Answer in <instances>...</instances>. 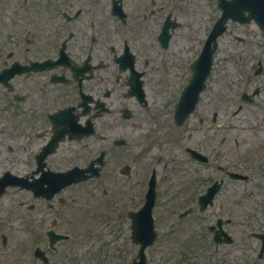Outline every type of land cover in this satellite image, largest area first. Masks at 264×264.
<instances>
[{
    "label": "flooded vegetation",
    "instance_id": "flooded-vegetation-1",
    "mask_svg": "<svg viewBox=\"0 0 264 264\" xmlns=\"http://www.w3.org/2000/svg\"><path fill=\"white\" fill-rule=\"evenodd\" d=\"M177 12L176 0H0V124L16 128L13 139L28 142L32 136L28 143L34 144L29 186L7 187L5 194L16 189L23 196L0 205V222L12 219L21 205L30 225H40L45 264H76L87 212L126 228L132 210L143 203L151 177L146 154L151 144L166 143L178 100L177 75H160L170 55L163 50L179 26ZM164 26L170 30L167 47L160 39ZM252 134L251 141L236 139L233 145L217 140L218 132L204 136L192 146L206 159L186 150V160L172 158L175 178L168 188L175 206L194 209L195 191L221 182L213 207L218 215L230 214L223 226L233 236L219 247L235 245V264H242L244 250L260 249L264 235V119L253 121ZM68 172L91 176L48 199L62 183L52 174ZM42 175L39 183L49 192L36 197L35 181ZM160 179L157 173V184ZM243 202L252 206L250 220L244 219ZM247 221L250 233L243 231ZM51 223L58 232L65 226L73 246L60 241L49 248ZM128 253L133 264L135 254Z\"/></svg>",
    "mask_w": 264,
    "mask_h": 264
},
{
    "label": "rangeland",
    "instance_id": "rangeland-1",
    "mask_svg": "<svg viewBox=\"0 0 264 264\" xmlns=\"http://www.w3.org/2000/svg\"><path fill=\"white\" fill-rule=\"evenodd\" d=\"M171 1L175 3V0ZM176 2L179 12H177L178 21L181 24L177 29L176 35L174 34L175 37L172 39L169 48L168 61L166 64L164 63L160 75H179V82L183 85L188 75H191L189 63L201 51L211 26L220 15V10L215 0H176ZM238 36L244 37V40H239ZM260 61L262 71L256 73ZM211 75L194 115L183 126L179 128L173 126L172 135L175 139L159 148L167 156L165 158L167 166L164 168L165 163H162L160 167L156 166L158 172L162 170L163 173L169 172L173 175L175 171L170 157L178 156L176 157L178 159L183 157L180 154L181 146L193 143L192 138L193 140H199L205 134H208L211 139L217 137L216 134L220 131L219 124L209 122L213 119L211 117L215 111L219 112L217 118L219 123L223 122L224 125L235 126L232 130H236L238 133L230 134L229 137L230 143L233 139L232 145L236 137H238V140L246 142L247 140L251 141L250 137L255 136L247 126L255 119L264 118V33H260L254 23L240 25L236 22H229L228 29L219 40V47L215 54ZM257 79L263 80L261 94L253 99L252 102H244L241 109L236 112L238 103L241 101V93L252 90ZM14 134V128L5 123L0 124V172L4 169L12 168L23 173L29 167L28 150L23 149L22 144L12 138ZM176 140H178L177 143H175ZM8 141L14 147L11 151L7 150ZM177 145L180 148H177ZM154 146L151 149L152 155L146 154L147 160H150L153 156L156 158V155L160 154L157 150L158 145ZM155 158L152 164H155ZM168 179L161 180V201L157 207L159 220L157 225L161 237L148 251L150 264H196L197 255L199 257L207 255L211 258L207 254L206 248H204L206 247L205 245L200 249L202 245L201 237L193 233L196 231L202 232V227L206 225L197 221V212L193 213L195 215L192 216V220L190 219L191 217H188L176 229H169V221L173 220L176 207L178 206L173 204V194L168 189L173 180L170 178L168 181ZM224 193V199L226 200L229 192L224 190ZM7 196L3 198L5 202L0 203V205H8L10 203ZM245 203L247 202H243L242 209L248 208L245 207ZM196 210L198 211V209ZM21 212V209H19L17 214H13L12 219L5 216L6 218L3 217V221L0 222V235L4 232L8 233L9 236L7 249L3 248L0 243V264H38L36 259L30 255V251L22 248L30 247L32 235L25 228L26 221ZM211 212L210 210L205 213L208 220L211 218ZM86 221L90 222L91 220ZM189 221V231L186 235H183V231L187 230H184L181 226L189 223ZM87 223L82 225L84 226V233L89 229H85ZM110 232L108 236H105V238L101 237V240H99L100 245L102 242L106 245L107 254L105 257H108L109 264H127V259L132 256L128 252L130 250L134 252V249H137V246L133 245L128 238V229L121 228L117 231L114 227ZM168 232L171 233L167 237ZM122 233H125V235H122ZM192 233L193 236L190 237ZM196 241L198 242V250H200L190 257V261H183L185 257L181 253L185 250V243L197 245ZM92 242L93 240H86L83 242L82 247L76 250L78 254L75 258L76 264H95L100 262L101 257L105 258L96 246H92ZM68 244L67 246H73V241L72 244L71 242ZM249 255L250 253L248 257ZM98 256L101 257L99 258ZM255 256L256 254L253 255L254 258Z\"/></svg>",
    "mask_w": 264,
    "mask_h": 264
},
{
    "label": "water",
    "instance_id": "water-1",
    "mask_svg": "<svg viewBox=\"0 0 264 264\" xmlns=\"http://www.w3.org/2000/svg\"><path fill=\"white\" fill-rule=\"evenodd\" d=\"M220 6L223 8V14L215 23L210 36L204 46V49L198 59L193 63V78L191 83L184 90V93L181 96L180 102L178 104V115L179 119L182 120L183 115L181 114V109L186 104L187 97L192 96L195 92V102L198 100L199 91L204 85V79L208 76L212 64L213 52L217 45V36L225 29V22L229 17L234 19H239L242 21L250 20V16L245 17L244 10H250L251 16L255 17L260 23H264V0H221ZM193 105H191V108ZM148 206L143 208L142 211H145ZM137 227V232L140 230V224ZM149 228L146 227V230ZM154 235V233H153ZM153 237V236H152ZM152 238L148 239V242H152ZM143 245V248L145 247Z\"/></svg>",
    "mask_w": 264,
    "mask_h": 264
}]
</instances>
